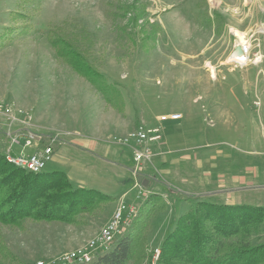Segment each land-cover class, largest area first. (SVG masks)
I'll list each match as a JSON object with an SVG mask.
<instances>
[{"label":"rangeland","instance_id":"1","mask_svg":"<svg viewBox=\"0 0 264 264\" xmlns=\"http://www.w3.org/2000/svg\"><path fill=\"white\" fill-rule=\"evenodd\" d=\"M48 32L77 45L118 85L128 101L124 112L57 55ZM236 32L253 44L247 65L235 61ZM0 101L28 111L37 128L68 130L64 137L90 126L103 139L128 137L141 124L152 127L162 114L183 113L169 119L179 120L176 124L161 122L163 138L150 145L152 159L140 174L150 178L147 187L168 181L169 170L180 189H199V177L223 189L230 182L227 169L240 178L249 167L264 166V0H0ZM52 132L57 131L42 133ZM36 138L45 139L40 133ZM167 139L175 151L168 152ZM106 143L113 146L108 157L113 161L92 157L88 165L101 175L85 179L84 186L115 195L130 191L126 202L140 208L147 187L140 182L142 189L135 188L139 179L128 170L135 166L131 148ZM10 144L11 136L0 133V152ZM11 148L14 154L33 152L17 142ZM196 154L200 173L177 175L178 162ZM45 170L62 169L48 162ZM256 195L241 194V204L255 205ZM185 205L172 199L156 214L148 234L151 248L160 247ZM115 210L106 204L85 213V223L78 225L32 219L22 226L0 223V241L20 258L15 264L47 263L99 236ZM259 241L264 242V229L260 238L253 237Z\"/></svg>","mask_w":264,"mask_h":264},{"label":"trees","instance_id":"2","mask_svg":"<svg viewBox=\"0 0 264 264\" xmlns=\"http://www.w3.org/2000/svg\"><path fill=\"white\" fill-rule=\"evenodd\" d=\"M47 40L108 103L125 111L121 89L77 45L54 32H48ZM45 169L33 173L0 152L1 224L22 226L28 219L83 224L85 213L103 210L116 200L98 189L75 184L63 170ZM168 196L190 206L161 242L156 264H264V242H253L264 229V205L216 203L171 186ZM167 206L163 193L145 194L138 214L123 233L98 251L92 262L78 264H153L155 248L150 247L148 234L156 214ZM19 259L0 241V264H15Z\"/></svg>","mask_w":264,"mask_h":264},{"label":"crops","instance_id":"3","mask_svg":"<svg viewBox=\"0 0 264 264\" xmlns=\"http://www.w3.org/2000/svg\"><path fill=\"white\" fill-rule=\"evenodd\" d=\"M111 82H113V81H111ZM113 83H115V82H113ZM125 100H126V98H125ZM127 103H128V101H126V106H127ZM183 117H184V115H183ZM168 121L171 123H174V124L179 122V120L178 121L168 120ZM148 122H149V120H148ZM152 124H153V126H155V125H159V124L162 125L164 123L161 124L160 121L158 120V122H153ZM25 126H24V133H27L26 131H31L32 129H35L34 132H36V134L40 133V134L44 135L45 139L41 141L40 145L43 144L42 142H44V143L50 142L51 136L57 137V141L54 142L53 159L50 161L52 164V167H61V169L68 174V176L72 180V182H74L75 184L82 186V187L88 186V184H86L87 182H84L85 179H87L89 177H100V175H101L95 169V167L88 165L90 162H92V160H93L92 157H99V158L108 160L109 155L114 153L113 146L106 143L107 141H109V139H107V137L109 135H107V137H104V139H103L102 137H100L101 136L100 133L98 131H95V129L91 126H90L91 130H88V131L84 130L82 132L76 131V132H74L75 136H72V137H70V136L64 137L62 135V133L69 135L66 132L68 130L62 131L59 128H53V129L37 128L38 126L35 127V125H32L31 122H30L29 126H27V127H25ZM167 129L168 128L166 127L165 131ZM50 131H57V132H55V133L52 132L53 134H51V133L50 134H43L42 133V132H50ZM165 133L167 134L166 137L169 138L170 133L169 132H165ZM38 143H39V141H38ZM171 144H172L171 141L168 143V139H167L165 145L169 149L168 152L175 151V149L173 150L172 147L170 146ZM24 148H27V147H24ZM30 148L33 150V152L36 150V147H30ZM132 154H133V152H132ZM121 156L123 157V155H121ZM119 159L121 162L123 161V159L120 156H119ZM133 159H134V155H133ZM199 159L200 158L198 157V154H196V155L188 156L186 161L178 162V165L180 167H179V169H177V175L180 174V175H183L186 177H191L194 175L196 176L198 173H200V169L198 168V166L202 163L201 159H200V161H197ZM87 160H89L88 163H87ZM108 161H113V160H108ZM134 161H135V159H134ZM135 164H136V161H135ZM121 165H123V167L128 168V166H124V164H121ZM197 168H198V170H197ZM156 169L159 170V175H161L162 174L161 172H163V170L160 169L159 167H157ZM128 170H129V172H132L137 178H139V176L141 175L140 172H135L134 168H132V169L128 168ZM227 170H228V174H226V175L228 176V180L230 182H227V183L222 182L223 183L222 185L225 184L223 186V189H221V188L216 189L215 187H212V185H211L212 179H207V177H206L203 179V181H200V177H199V178H197V181H198L197 185H198L199 189L192 190V191H187L185 189L183 190V189H180V188L175 187L173 185L174 183L171 181V179L173 180V178L171 176V173H173V171L170 172L169 170H166L167 173L166 172L165 173H166V176L168 178L167 179L168 181L160 182L159 179H157V180H159L158 183L152 181L151 187L147 188V190H144L145 192L144 193L142 192V194L145 195V194H148L150 192L163 193L167 197L168 205H170V200L173 199V198H170L168 196V190H169L168 185H170V186H173V187L179 189L180 191H182L184 193L194 194L197 196H201V197H203L209 201L214 200V201H217V203H226V204H241V202L244 201L243 200L244 198L240 197V195L244 194L247 191H251V192H253V193L255 192L257 194L256 195L257 199H255L256 202H254V203H256L255 205H261L262 203H264L263 202L264 201V166L260 167V166L253 165V166L249 167L248 169H246V171L243 172L242 177H240V178L235 176V174L232 173L233 171L230 172V169H227ZM222 175H224V173H222ZM151 177L155 178V179L157 178L154 175H152ZM147 178L150 181V178L149 177H147ZM138 182L135 184V188L142 189ZM207 183H209V184H207ZM155 184H159L158 189L155 187ZM88 188H93V187L89 186ZM144 189H146V188H144ZM100 191L106 193L107 195L116 197V200L111 203V205H116V208L120 202H122V201L126 202V197L128 196V194L130 192V191L126 190V191L122 192L120 195H115L108 190L100 189ZM173 200L175 201V199H173ZM180 202L183 204H186L184 207L185 210H187L188 207L190 206V204L186 201H180ZM127 204H129V203H127ZM129 205H132V204H129Z\"/></svg>","mask_w":264,"mask_h":264},{"label":"built area","instance_id":"4","mask_svg":"<svg viewBox=\"0 0 264 264\" xmlns=\"http://www.w3.org/2000/svg\"><path fill=\"white\" fill-rule=\"evenodd\" d=\"M247 39L249 40V43H241L239 41H237V43L241 46L243 53L250 58L253 44L250 38L247 37ZM259 53L260 51L258 54ZM259 55H261V53ZM181 117L182 113H167L160 115L159 121L161 123L169 120L170 118L179 119ZM30 122V113L28 111L20 109L13 102L0 101V133L11 136V144L6 149L7 159L15 165L23 167L33 173H39L43 171L48 162L53 159L54 142L57 141V137L51 136L50 142H42L43 144L40 145L42 140L36 138V133L31 131H26L27 133H24V126H29ZM15 132L18 134L13 136ZM162 138V125L159 124L148 127L145 124H141L136 127V129L131 132L128 137L114 136L109 138V141L114 144L130 147L132 149L134 159L136 161L134 170L135 172H139L143 168L144 164L152 159L153 153L150 145L159 142ZM15 142L22 144L23 147H36V150L31 154H25L23 152L20 154H14L11 146ZM138 183L140 185V182ZM140 187L142 186L140 185ZM138 210L139 207L136 208L124 201L120 202L111 219L104 226H102L99 236L93 238L86 246L74 250L73 252L63 254L57 259H53L47 263L41 261L39 264H78L92 262L98 251L108 247L117 236L123 233L125 226L138 214ZM160 251V247L155 248V260L153 261V264H156Z\"/></svg>","mask_w":264,"mask_h":264},{"label":"bare ground","instance_id":"5","mask_svg":"<svg viewBox=\"0 0 264 264\" xmlns=\"http://www.w3.org/2000/svg\"><path fill=\"white\" fill-rule=\"evenodd\" d=\"M237 33V35L240 37V42L241 43H249V41H246V39H247V37H245V35L243 34V33H241V32H236ZM236 35V34H235ZM248 40V39H247ZM247 46H249L248 44H246ZM234 57H235V61L236 62H238L239 64H241V65H245L246 63H245V59H246V61L248 62V57H247V55H245L244 53H243V51H239V52H235V55H234ZM256 60V59H255ZM260 60V58H257V61H259ZM213 70V69H212Z\"/></svg>","mask_w":264,"mask_h":264},{"label":"water","instance_id":"6","mask_svg":"<svg viewBox=\"0 0 264 264\" xmlns=\"http://www.w3.org/2000/svg\"><path fill=\"white\" fill-rule=\"evenodd\" d=\"M239 51H242V48L240 45H237L234 49V52H239ZM138 179H139V182H141L144 187L148 186L149 179L147 177H145L144 175H140Z\"/></svg>","mask_w":264,"mask_h":264}]
</instances>
